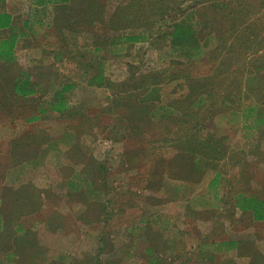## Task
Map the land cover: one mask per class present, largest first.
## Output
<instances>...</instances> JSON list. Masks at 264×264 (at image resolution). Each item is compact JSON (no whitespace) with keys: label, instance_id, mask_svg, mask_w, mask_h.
<instances>
[{"label":"rangeland","instance_id":"rangeland-1","mask_svg":"<svg viewBox=\"0 0 264 264\" xmlns=\"http://www.w3.org/2000/svg\"><path fill=\"white\" fill-rule=\"evenodd\" d=\"M2 10L16 14L0 39L18 36V58L0 62V264H264V221L236 206L264 201V125L243 129L224 115L239 102L222 103L230 88L264 117V0ZM181 20L206 50L191 63L168 40ZM24 74L41 84L31 96L13 89ZM65 83L66 108L50 109Z\"/></svg>","mask_w":264,"mask_h":264},{"label":"trees","instance_id":"trees-1","mask_svg":"<svg viewBox=\"0 0 264 264\" xmlns=\"http://www.w3.org/2000/svg\"><path fill=\"white\" fill-rule=\"evenodd\" d=\"M12 20L11 16L9 15H1L0 16V30L11 28L12 29ZM169 36L168 40L171 44V49L174 50V52L178 53V56L183 58L187 63L194 62L196 60L201 59L205 54L206 50L204 49L203 45L204 43L199 37V32L190 24H188L187 20H181V21H174V23L170 26ZM18 36L16 34L11 35L7 39H0V62L11 64L16 60L15 57V44L17 41ZM217 39V47H222L223 44H221L224 41V38H216ZM147 38L145 34H134L131 36H127L125 39L126 42L130 43H140L143 41H146ZM203 45H202V44ZM221 44V45H220ZM231 54V56H230ZM231 59L232 61H238L240 59L239 56H237L236 53L229 52L223 59V61ZM223 61L220 63V66L223 67ZM101 74V73H100ZM103 80V74L96 76L91 79V82H100ZM207 80V79H204ZM194 81V80H192ZM200 83V81H195ZM213 82V81H212ZM219 82V79L216 81V83ZM31 84V77L29 75L24 74L23 78L19 79V81L14 85V92L17 95L20 96H31L35 93V90L30 87ZM158 87V84L156 83L153 86V89ZM73 87L68 86L64 87L62 90L58 91L56 93V99L54 102H49L48 107L52 110L57 111H63L66 108V101H65V94L69 92ZM204 88V87H203ZM239 91H241L239 89ZM230 96H234L232 93V90L230 88H226L224 92V100L222 103L226 105L228 103V100L232 101L233 103H238L236 108L228 109L224 115H239L241 117V121L243 123L250 122L251 126L245 124V128L247 131L256 130L264 125V117H260L259 108L254 104L253 98L251 99L250 103L248 105H242V93L239 92L238 96H235V99L231 100L229 99ZM203 97H207L206 93H203ZM162 108L163 107H158ZM40 113H45L44 107L40 108ZM34 119H38L36 116ZM254 135V133H253ZM217 179V178H216ZM236 206L239 207L242 211H250L253 213V219L256 222L264 221V201L261 199H258L256 197H247L240 195L237 197ZM23 216V215H22ZM21 217H19L18 221V229L24 230L20 223ZM0 225H3V220L0 216ZM27 231H23L20 236L25 237ZM18 234V233H17ZM18 237V236H15Z\"/></svg>","mask_w":264,"mask_h":264},{"label":"crops","instance_id":"crops-1","mask_svg":"<svg viewBox=\"0 0 264 264\" xmlns=\"http://www.w3.org/2000/svg\"><path fill=\"white\" fill-rule=\"evenodd\" d=\"M15 14V13H14ZM13 13H11V12H9V11H6V10H2V11H0V16L1 15H9V16H11V20H12V23H11V25L14 27L15 26V22H16V20H17V18H16V14L14 15ZM25 24H28V21H26L25 22ZM4 31H11V28H6V29H3ZM11 35H13L12 33H10V34H8V37L7 38H9ZM7 38H3V39H7ZM2 39V40H3ZM18 39V38H17ZM15 55V57H16V60H17V58H18V56H17V54L15 53L14 54ZM62 71V70H61ZM48 81V80H47ZM52 82V81H51ZM68 86H72V85H68L67 83H65L64 84V86H63V88L64 87H68ZM30 87H32L35 91H36V89H38L39 87H41V84H37L36 82H35V79L33 78V77H31V84H30ZM72 87H74V86H72ZM62 88V89H63ZM61 89V90H62ZM36 93V92H35ZM34 93V94H35ZM50 102V101H49ZM66 105H67V101H66ZM224 242H222V243H225L226 241H227V239H224L223 240ZM27 264H31V262H30V260L27 262Z\"/></svg>","mask_w":264,"mask_h":264}]
</instances>
